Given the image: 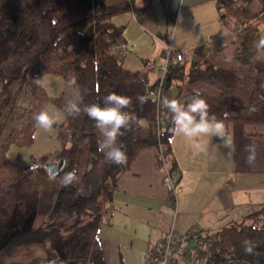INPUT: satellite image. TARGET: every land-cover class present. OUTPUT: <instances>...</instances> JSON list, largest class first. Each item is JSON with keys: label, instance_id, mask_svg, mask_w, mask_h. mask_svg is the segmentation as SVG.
<instances>
[{"label": "trees", "instance_id": "obj_1", "mask_svg": "<svg viewBox=\"0 0 264 264\" xmlns=\"http://www.w3.org/2000/svg\"><path fill=\"white\" fill-rule=\"evenodd\" d=\"M136 1L0 0V128L3 118L14 111L21 93L34 97L27 120L0 142V214L7 215L16 203L39 205L47 198L50 204L59 206V211L73 213L74 226L84 237L74 257L35 252L25 261L0 260V264H56L69 259L82 264H105L99 231L119 176L138 152L149 146H167L165 158L171 175L178 169L176 164L168 165L175 134L172 113L150 95L152 82L147 72L124 62V26L113 21L118 14L137 10ZM257 1L261 5L258 10L245 0H218L221 19L234 32L233 36L217 49L206 44L196 47L192 61L173 64L165 79L167 94L182 103L186 104L198 90L209 104V115L222 120L226 129L236 120L264 123V47H255L264 36V0ZM230 47H234L231 56L226 53L227 59L218 62L214 55ZM49 71L66 79L62 94L53 97L63 109L74 96L68 92L71 86H76L78 95L83 97L82 106L103 103L104 95L117 92L132 98L126 110L136 120L122 129L123 134L117 138L126 151L127 162L115 164L98 150L100 135L94 120L83 110L76 116L68 114L58 134L61 146L39 158L42 163L35 175L46 185L61 181L68 171H73L77 179L41 195L34 173H26V164L12 161L7 152L13 144L23 146L34 141V113L44 109V103L51 99L42 82L37 85L35 79L42 80ZM205 86L218 93L206 91ZM138 95H145L148 100L140 105ZM159 115L164 116L163 123L157 121ZM252 135L264 141V132ZM52 160L61 162L54 178L47 167ZM157 164L165 166L159 153ZM208 233L217 239L214 249L220 248L215 264H264V207L241 222ZM15 234L2 249L11 243L20 247L43 242L44 238L37 237V230ZM245 239L254 243L253 253L244 251Z\"/></svg>", "mask_w": 264, "mask_h": 264}, {"label": "crops", "instance_id": "obj_2", "mask_svg": "<svg viewBox=\"0 0 264 264\" xmlns=\"http://www.w3.org/2000/svg\"><path fill=\"white\" fill-rule=\"evenodd\" d=\"M245 1L258 9L256 0ZM136 6L113 20L124 26V62L146 71L151 82L159 74L156 64L169 50L183 53L188 62L196 47L217 49L234 34L221 19L218 0H137ZM229 51L231 47L214 57ZM224 131L227 139L175 132L168 161L178 168L172 175L174 188L165 167L157 164L158 148L138 152L104 210L99 243L105 264H149L151 248L171 230L217 232L264 207V141L252 135L263 133L264 123L236 120Z\"/></svg>", "mask_w": 264, "mask_h": 264}, {"label": "rangeland", "instance_id": "obj_3", "mask_svg": "<svg viewBox=\"0 0 264 264\" xmlns=\"http://www.w3.org/2000/svg\"><path fill=\"white\" fill-rule=\"evenodd\" d=\"M108 2L112 3V0H108ZM257 4L258 9H260L261 5L258 1ZM233 50L234 47L229 53H233ZM229 53L228 55H230ZM228 55L221 54L216 60L221 62L224 59H227L226 57H228ZM188 62H190V56H188ZM41 82L44 89L51 96V99L47 103H44L43 108H48L50 112H54L58 116V119L56 123H54L51 131H46L37 125L35 138L31 144L23 146L13 144L10 147L7 152L9 158L20 164L27 163L26 167H28L34 158H41L44 154L54 151L61 146L58 134L61 129L60 126L66 124L68 118L65 109L53 99V97L60 96L67 86L65 77L62 74L49 71L43 75ZM26 87L28 88V86ZM203 89L213 94L218 93L215 88L209 86H205ZM68 92L74 96L78 95V88L76 86H71L68 88ZM32 99H34L33 96L30 97L27 95L24 96L23 93L20 94L14 111L4 117L1 122L0 142L4 141L14 128L22 125L27 120L32 108ZM35 170L27 171L25 168V172L27 171L26 173L28 174L34 173L35 175L37 173ZM33 177L37 183H39L41 195H45L50 192V190H56L57 187L63 185V183L58 180L52 181L50 184L46 185L40 182L37 175ZM58 207L59 206L53 202L50 204L49 199L45 198L39 205L27 202L16 203L11 206L7 215L0 214V260L6 262L25 261L30 257L31 253L35 254V252L47 253L50 256H58L61 255V253L78 255V253L76 254V248H80L81 244L84 242V237L81 236L77 227L74 226L75 216L73 213L67 210L59 211L57 209ZM32 230L38 231V238L43 235L44 243H42V241L40 242L44 245L35 241L16 247L11 243L9 247L7 246L2 249V246L9 242L10 238L15 233H21L24 231L30 232ZM63 245H67L65 251L60 250ZM72 260L74 259H69L67 262H69V264H82L79 260ZM180 264H188V262L182 261Z\"/></svg>", "mask_w": 264, "mask_h": 264}, {"label": "clouds", "instance_id": "obj_4", "mask_svg": "<svg viewBox=\"0 0 264 264\" xmlns=\"http://www.w3.org/2000/svg\"><path fill=\"white\" fill-rule=\"evenodd\" d=\"M256 48L264 47V36H261L255 44ZM230 59V58H229ZM35 83L41 84L40 77H36ZM186 104L178 99H169L163 97L160 104L172 113V121L174 123V131L183 134L188 138H198L203 135H213L221 139L225 137L224 122L217 119L215 115H209V104L199 94L198 90ZM103 103H89L82 106L83 97L75 95L66 103L65 111L69 115H79L83 110L89 118L93 119L95 126L99 129L100 139H98V150L104 152L105 159L115 164H123L127 162V154L125 149L117 143V138L122 135V129L130 127V124L136 120L133 113L126 110L132 102V98L117 92H109L103 96ZM140 105H143L148 97L138 95L136 97ZM58 116L54 112H50L48 108L34 113V120L37 125L46 130L51 131ZM197 149H202V145L196 144ZM55 173H50V177L54 178ZM77 177L73 171L64 173L61 182L68 185L76 180ZM244 251L253 253L254 243L251 240L243 241Z\"/></svg>", "mask_w": 264, "mask_h": 264}, {"label": "built area", "instance_id": "obj_5", "mask_svg": "<svg viewBox=\"0 0 264 264\" xmlns=\"http://www.w3.org/2000/svg\"><path fill=\"white\" fill-rule=\"evenodd\" d=\"M208 39L211 40V37L209 36ZM184 59L185 55L183 53L169 50L166 58L157 63L158 78L155 82H152L149 93L158 103L163 97L172 99L165 91V79L171 71V66L183 62ZM142 81H145L144 77ZM157 121L163 123L165 121L164 116L159 115ZM166 149L167 146H162L158 149L157 154L159 153L161 160L165 162L164 167L167 171L169 183L171 188H174L175 179L166 164ZM41 163V160L36 157L25 168L27 171L35 170ZM173 199H175V196H173ZM216 241V237L196 227L180 234H176L171 230L151 248L149 264H180L182 261H186L188 264H215L216 253L220 251L219 247L216 249L213 247ZM226 256L229 257V254Z\"/></svg>", "mask_w": 264, "mask_h": 264}, {"label": "water", "instance_id": "obj_6", "mask_svg": "<svg viewBox=\"0 0 264 264\" xmlns=\"http://www.w3.org/2000/svg\"><path fill=\"white\" fill-rule=\"evenodd\" d=\"M61 162L60 161H49L47 167H48V171L51 173H58V169L60 167Z\"/></svg>", "mask_w": 264, "mask_h": 264}]
</instances>
